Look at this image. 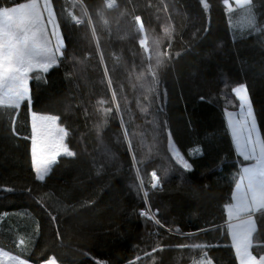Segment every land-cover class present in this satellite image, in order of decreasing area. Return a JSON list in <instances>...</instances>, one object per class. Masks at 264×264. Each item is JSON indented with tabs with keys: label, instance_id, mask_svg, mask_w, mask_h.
Listing matches in <instances>:
<instances>
[{
	"label": "trees",
	"instance_id": "1",
	"mask_svg": "<svg viewBox=\"0 0 264 264\" xmlns=\"http://www.w3.org/2000/svg\"><path fill=\"white\" fill-rule=\"evenodd\" d=\"M15 2L0 0V6ZM115 2L101 18L105 0H53L64 56L47 82L31 81V110L22 105L15 118L18 136L11 118L0 115V249L29 264L52 257L58 264H201L206 258L238 264L224 205L231 202L242 158L225 109L238 110L231 89L247 84L264 135V0H252L259 32L244 26L241 8L228 13L225 5L234 0H206L207 9L204 0ZM69 12L84 22L75 24ZM136 16L148 34L167 35L166 57L156 69L160 95L150 94L151 103L137 80L146 55ZM31 111L59 116L76 153L60 157L43 181L31 167L30 140L23 138L30 135ZM145 131L164 140L170 131L193 170L169 156L157 163L151 145L138 137ZM153 171L160 177L156 189ZM256 215L254 254L264 247V218ZM192 244L209 247H178Z\"/></svg>",
	"mask_w": 264,
	"mask_h": 264
},
{
	"label": "snow or ice",
	"instance_id": "2",
	"mask_svg": "<svg viewBox=\"0 0 264 264\" xmlns=\"http://www.w3.org/2000/svg\"><path fill=\"white\" fill-rule=\"evenodd\" d=\"M235 3L246 13L243 18L244 26L253 31H261L256 25L254 14L251 12L252 0H235ZM114 6L115 0H105L103 8L99 10L97 15L103 18L104 9H112ZM225 6L228 13L233 11L227 3ZM203 7L209 8L206 0H204ZM63 11L62 6V14ZM68 16L77 25L84 22L71 12L68 13ZM135 21L139 26V31L143 32L144 24L141 17L136 16ZM88 22L91 24L90 16ZM235 26L233 25V27ZM92 31L95 36V28ZM139 43L141 47H144L145 39H141ZM65 48V39L61 32V24L57 19L53 0H23V2L16 0L11 6H0V115L11 118L13 135H19L16 131L15 118L21 106L24 105L26 109L31 110V81L47 82L46 74L52 68L59 66ZM162 55L165 54L159 51L157 44L156 68L164 63L161 59ZM148 59L151 61L152 57L149 56ZM105 75H107V68H105ZM137 80L141 82L140 86L144 89L146 100H149L150 94L159 97L160 93L157 89L160 81L151 63L148 64L145 72L137 76ZM108 85L111 87L110 79ZM231 92L238 100V111L231 112L225 109V114L228 118V129L236 154L242 158V167L237 176L234 177L231 202L224 205L227 217L225 224L238 264H264V247H260L257 254L253 252L254 238L259 240L256 214L259 213L264 218V135L261 134L258 127L248 85L245 83L237 84L232 87ZM203 99L201 97V100ZM112 100L117 112H119L120 105L116 101L115 91L112 93ZM151 102L149 100V103ZM141 110L147 112V108ZM159 110L158 107L157 111ZM107 111L111 112L112 109L109 108ZM59 119L60 117L56 115H46L36 111L30 112V135L23 138L30 140L31 167L36 178L41 181L52 172L61 156H76V153L66 143L68 130L58 123ZM151 122L155 126L154 116ZM167 138L168 149L177 163L186 171L193 170L192 164L184 158L175 146L170 131L167 133ZM124 139L131 151L132 141L129 139L126 129ZM151 176L153 180L151 187L153 189L160 187V177L157 176V173L153 171ZM140 187L143 190L142 180ZM6 190L12 191L10 188ZM144 194L147 195L146 192ZM141 215L147 216L148 219H154L150 211H142ZM52 219L55 220V217L53 216ZM155 222L160 224L159 220ZM20 243L23 244L24 241L21 239ZM178 247L203 250L209 245L192 244L179 245ZM153 251H156V248H153ZM204 256L207 257L206 252H204ZM5 258H7V264H28L19 256L0 249V264H6ZM47 264H57L56 258L52 257L47 261ZM201 264H212V261L210 258H206L201 261Z\"/></svg>",
	"mask_w": 264,
	"mask_h": 264
},
{
	"label": "rangeland",
	"instance_id": "3",
	"mask_svg": "<svg viewBox=\"0 0 264 264\" xmlns=\"http://www.w3.org/2000/svg\"><path fill=\"white\" fill-rule=\"evenodd\" d=\"M14 1H16V0H14ZM115 4H116V2H115ZM227 4L230 5L233 10L236 8H240L238 5H236L235 0L233 2V6L231 5V3H227ZM171 32L172 31L170 29V31H169L170 36H171ZM141 39H145V46L142 48L144 49L146 59H145V65H144L143 69H141L140 73H143L147 70L149 63H151L153 65V69L156 71V69H158V68H156V65H155L156 47L158 44L159 45V51L161 53L165 54V55L161 56V59L164 61V59L166 57V51L164 49V44L167 40V35L162 34V35H160L159 38H157V37H155V35L148 34L144 28V31L141 32V38L139 40H141ZM145 48H147V51H145ZM149 56L152 57L151 61H149V59H148ZM148 79H151V77H148ZM227 111L237 112L238 110H236V111L235 110L234 111L233 110H227ZM226 119H228L227 116H226ZM156 135H158V134L153 133V131H145L144 133L139 134L138 137H139V139L147 141L151 145L148 147V151L152 154L153 157H155L157 159V163H159V161H160L164 165V163L162 162L164 160L163 158L165 157V159H166L168 156L171 159H173L174 161H176L168 149V140H164V139H162L163 137L160 138V136L159 137L157 136L159 138V140H158ZM147 136L152 137L153 143H152V141H150L147 138ZM162 140H164V141H162ZM61 157H63V156H61ZM241 167H242V165L240 166V168ZM5 262L7 264V258H5ZM43 264H47V262H45Z\"/></svg>",
	"mask_w": 264,
	"mask_h": 264
},
{
	"label": "crops",
	"instance_id": "4",
	"mask_svg": "<svg viewBox=\"0 0 264 264\" xmlns=\"http://www.w3.org/2000/svg\"><path fill=\"white\" fill-rule=\"evenodd\" d=\"M6 1H8V0H6ZM226 115V114H225Z\"/></svg>",
	"mask_w": 264,
	"mask_h": 264
},
{
	"label": "built area",
	"instance_id": "5",
	"mask_svg": "<svg viewBox=\"0 0 264 264\" xmlns=\"http://www.w3.org/2000/svg\"><path fill=\"white\" fill-rule=\"evenodd\" d=\"M11 1V0H10ZM13 1V0H12Z\"/></svg>",
	"mask_w": 264,
	"mask_h": 264
}]
</instances>
